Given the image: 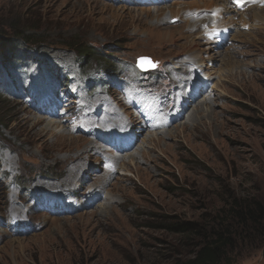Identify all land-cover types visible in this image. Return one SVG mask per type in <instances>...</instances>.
<instances>
[{
  "label": "rangeland",
  "instance_id": "1",
  "mask_svg": "<svg viewBox=\"0 0 264 264\" xmlns=\"http://www.w3.org/2000/svg\"><path fill=\"white\" fill-rule=\"evenodd\" d=\"M190 1L0 0L1 34L24 28L42 41L16 54L14 67L0 58V264L185 262L235 200L264 202V5ZM225 26L229 39L215 47L206 33ZM75 41L105 51L104 62L87 59L90 77L133 79L129 63L147 56L171 75L133 82L127 97L111 83L79 88V106L75 89L60 82L67 74L85 83ZM25 85L55 93L67 117L35 109ZM145 89L182 115L143 128L147 115L148 127L162 120L152 107L137 116L128 106ZM83 122L95 133H84ZM129 129L134 144L108 142ZM178 222L194 228L170 227ZM263 250L236 264H264Z\"/></svg>",
  "mask_w": 264,
  "mask_h": 264
},
{
  "label": "trees",
  "instance_id": "2",
  "mask_svg": "<svg viewBox=\"0 0 264 264\" xmlns=\"http://www.w3.org/2000/svg\"><path fill=\"white\" fill-rule=\"evenodd\" d=\"M41 42L24 28H17L10 36L0 33V58L5 66L14 67L18 62L16 54L30 47L38 49ZM72 45L79 53V70L85 75H88V58L99 62L106 60L105 51L95 45L78 41ZM228 213L224 220L213 224L211 236L193 258L175 264H236L243 256L264 248V202L258 198L240 203L235 200ZM170 227L180 232L194 228L191 222H178Z\"/></svg>",
  "mask_w": 264,
  "mask_h": 264
},
{
  "label": "bare ground",
  "instance_id": "3",
  "mask_svg": "<svg viewBox=\"0 0 264 264\" xmlns=\"http://www.w3.org/2000/svg\"><path fill=\"white\" fill-rule=\"evenodd\" d=\"M191 1H193V0H191ZM190 1V2H191ZM185 4V7H183L182 8V13H184V14H187L188 12H189V6L188 5H186V4H189V3H184ZM219 7V6H218ZM219 8H223V7H219ZM228 8V7H227ZM262 8V7H261ZM229 9V8H228ZM264 8H262V10H263ZM170 11H173V10H170ZM218 11H221V10H218ZM218 11H216V14L218 13ZM180 12V10L177 12V13H179ZM176 13V14H177ZM165 16V14L164 13H160V16L158 17V19L160 18V17H164ZM232 17V16H231ZM224 20V19H223ZM206 21H208V19L206 20ZM209 22V21H208ZM225 23V21L222 23V24H224ZM222 24H221V26H222ZM227 26V25H226ZM225 26V27H226ZM222 28V27H221Z\"/></svg>",
  "mask_w": 264,
  "mask_h": 264
},
{
  "label": "snow or ice",
  "instance_id": "4",
  "mask_svg": "<svg viewBox=\"0 0 264 264\" xmlns=\"http://www.w3.org/2000/svg\"><path fill=\"white\" fill-rule=\"evenodd\" d=\"M235 3H241V0H234ZM155 66V65H152Z\"/></svg>",
  "mask_w": 264,
  "mask_h": 264
},
{
  "label": "water",
  "instance_id": "5",
  "mask_svg": "<svg viewBox=\"0 0 264 264\" xmlns=\"http://www.w3.org/2000/svg\"><path fill=\"white\" fill-rule=\"evenodd\" d=\"M263 256H264V250H263Z\"/></svg>",
  "mask_w": 264,
  "mask_h": 264
}]
</instances>
